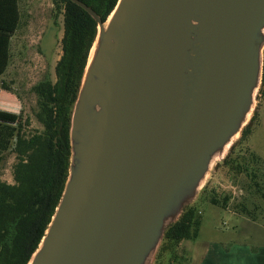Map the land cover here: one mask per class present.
<instances>
[{
    "label": "water",
    "instance_id": "water-1",
    "mask_svg": "<svg viewBox=\"0 0 264 264\" xmlns=\"http://www.w3.org/2000/svg\"><path fill=\"white\" fill-rule=\"evenodd\" d=\"M74 104L69 176L28 264H152L250 121L264 0H118ZM91 58V59H90Z\"/></svg>",
    "mask_w": 264,
    "mask_h": 264
},
{
    "label": "trees",
    "instance_id": "trees-1",
    "mask_svg": "<svg viewBox=\"0 0 264 264\" xmlns=\"http://www.w3.org/2000/svg\"><path fill=\"white\" fill-rule=\"evenodd\" d=\"M82 1L93 7L103 21L118 3V0ZM54 3L64 16L63 53L55 69L57 81L46 77L32 88L38 96L36 118L42 129L25 133L22 111L15 124L0 121V154L12 149L17 158L14 182L0 180V264L29 263L46 234L69 176L72 113L97 39L98 23L72 0ZM21 21L20 0H0V93L1 89L11 91L3 79L12 61L13 38ZM259 93L264 96V65ZM255 119L256 116L251 118L223 159L229 172L239 171L250 180L249 195L243 194L232 206V195L220 197L213 189L208 201L264 225V161L246 145ZM209 186L210 182L203 191H208ZM202 221L203 214L196 202L186 206L181 217L166 229L157 261L165 253L174 252L183 241L197 239Z\"/></svg>",
    "mask_w": 264,
    "mask_h": 264
},
{
    "label": "rangeland",
    "instance_id": "rangeland-1",
    "mask_svg": "<svg viewBox=\"0 0 264 264\" xmlns=\"http://www.w3.org/2000/svg\"><path fill=\"white\" fill-rule=\"evenodd\" d=\"M20 2L22 21L18 32L13 38L12 61L3 79L5 84L10 86L11 91L2 89L0 120L15 124L22 111L24 131L25 133H31L42 129V125L36 118L38 96L32 88L46 77L53 82L57 81L55 69L63 53L64 16L61 11H57L54 0H20ZM0 86H2V83H0ZM259 90L260 87L255 95V103L250 114V120L253 116H256V119L252 125V133L246 140V145L254 150L264 161V96L259 93ZM7 95L13 98L14 104L11 101L9 102ZM4 103L6 106H4ZM4 107H8L7 111H5ZM3 114L5 118L2 117ZM14 143L15 140H13L12 146H14ZM229 150L230 147L227 149L224 158ZM224 158L215 160L195 200L197 206L201 211L203 210L205 223V229L200 239L220 237H222L220 239H226L227 236L223 234H227L229 236L227 237L228 240H239L248 237L257 243L261 242L263 241L261 237L256 239L259 235L258 231H256L257 229L253 230L252 237L244 227L234 233L235 218L232 213L208 201V195L211 194L213 189L216 190L217 195L220 197L225 194L232 195V206L241 200L243 194L244 196L249 195L248 185L250 180L243 173H239V171L235 174L229 172V168L223 164ZM16 160V154L12 149L0 154V180L9 183L14 182V164ZM208 182H210V186L208 191L205 192L203 190ZM257 201L261 202L258 197ZM186 243L187 241H183L174 252L165 253L159 261H157L156 253L152 264H189ZM230 247L231 244L227 243L224 245V258L218 260L216 264H226L225 255ZM258 247L260 248L256 247L254 249L259 252L264 251V244L258 245Z\"/></svg>",
    "mask_w": 264,
    "mask_h": 264
},
{
    "label": "crops",
    "instance_id": "crops-1",
    "mask_svg": "<svg viewBox=\"0 0 264 264\" xmlns=\"http://www.w3.org/2000/svg\"><path fill=\"white\" fill-rule=\"evenodd\" d=\"M2 92L3 90L1 89L0 99ZM7 99L9 100V102L11 101L14 104L13 98L9 97V95H7ZM4 106H6L5 103ZM4 108L6 109L5 111H7L8 107H4ZM2 117L5 118L4 114L2 115ZM226 210L230 211L233 217L235 218L234 233H237L239 229H242L244 227L246 230L249 231L250 236L252 237L253 230L257 229L256 231H258L259 235L256 237V239L258 237L259 238L261 237L263 241L257 243L255 241L250 240L248 237L247 238L244 237L239 240H235V239L228 240L227 237L229 236L227 234H223L227 236L226 239L225 238L220 239L222 238L220 237V238L202 240L200 239V236L202 235L205 229V223L203 219L198 238L195 239L194 241L185 240L187 241L186 246L188 247L187 253L189 256V264H207V263L216 264L218 260L224 258L223 248L224 245L227 243L231 244V247L228 249L225 255L227 259L226 264H264V251L259 252L258 250L256 251L254 249L256 247L260 248L258 247V245L264 244V225L259 221H254L248 218L247 216L237 214L229 209ZM202 214H203V210H202Z\"/></svg>",
    "mask_w": 264,
    "mask_h": 264
},
{
    "label": "bare ground",
    "instance_id": "bare-ground-1",
    "mask_svg": "<svg viewBox=\"0 0 264 264\" xmlns=\"http://www.w3.org/2000/svg\"><path fill=\"white\" fill-rule=\"evenodd\" d=\"M94 48H95V47H93L92 52H91V58H92L93 53H94ZM91 58H90V59H91Z\"/></svg>",
    "mask_w": 264,
    "mask_h": 264
}]
</instances>
